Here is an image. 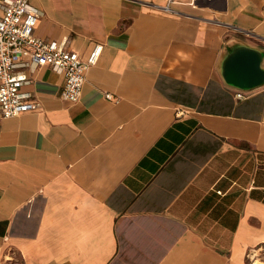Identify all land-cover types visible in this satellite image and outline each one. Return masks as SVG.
<instances>
[{"label":"crops","instance_id":"1","mask_svg":"<svg viewBox=\"0 0 264 264\" xmlns=\"http://www.w3.org/2000/svg\"><path fill=\"white\" fill-rule=\"evenodd\" d=\"M29 2L38 37L102 50L77 102L43 66L39 109L0 115V264H263L264 84L218 65L264 51V0Z\"/></svg>","mask_w":264,"mask_h":264},{"label":"built area","instance_id":"2","mask_svg":"<svg viewBox=\"0 0 264 264\" xmlns=\"http://www.w3.org/2000/svg\"><path fill=\"white\" fill-rule=\"evenodd\" d=\"M168 1L163 9L174 11L173 0ZM0 10V115L10 118L39 109L40 102L28 87L34 72L43 66L63 76L61 98L77 102L86 70L96 64L102 45L94 44L82 58L67 40L38 37L34 28L41 12L29 0H0ZM235 95L244 96L242 91Z\"/></svg>","mask_w":264,"mask_h":264},{"label":"water","instance_id":"3","mask_svg":"<svg viewBox=\"0 0 264 264\" xmlns=\"http://www.w3.org/2000/svg\"><path fill=\"white\" fill-rule=\"evenodd\" d=\"M263 59V50L232 40L220 58L219 73L226 85L249 91L264 84Z\"/></svg>","mask_w":264,"mask_h":264},{"label":"rangeland","instance_id":"4","mask_svg":"<svg viewBox=\"0 0 264 264\" xmlns=\"http://www.w3.org/2000/svg\"><path fill=\"white\" fill-rule=\"evenodd\" d=\"M263 254H264V253H263ZM257 264H262V263H261L260 261H259V262L257 261ZM263 264H264V263H263Z\"/></svg>","mask_w":264,"mask_h":264}]
</instances>
